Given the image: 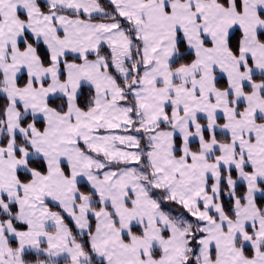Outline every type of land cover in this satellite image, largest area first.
Listing matches in <instances>:
<instances>
[{"label": "snow or ice", "instance_id": "obj_1", "mask_svg": "<svg viewBox=\"0 0 264 264\" xmlns=\"http://www.w3.org/2000/svg\"><path fill=\"white\" fill-rule=\"evenodd\" d=\"M0 264H264V0H0Z\"/></svg>", "mask_w": 264, "mask_h": 264}]
</instances>
